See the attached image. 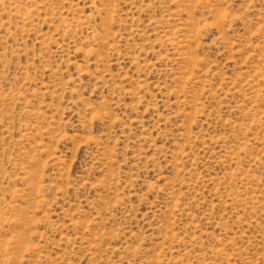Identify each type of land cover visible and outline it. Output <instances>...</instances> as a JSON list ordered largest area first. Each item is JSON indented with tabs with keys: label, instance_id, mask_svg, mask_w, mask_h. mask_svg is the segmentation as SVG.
Wrapping results in <instances>:
<instances>
[{
	"label": "rangeland",
	"instance_id": "1",
	"mask_svg": "<svg viewBox=\"0 0 264 264\" xmlns=\"http://www.w3.org/2000/svg\"><path fill=\"white\" fill-rule=\"evenodd\" d=\"M0 264H264V0H0Z\"/></svg>",
	"mask_w": 264,
	"mask_h": 264
}]
</instances>
